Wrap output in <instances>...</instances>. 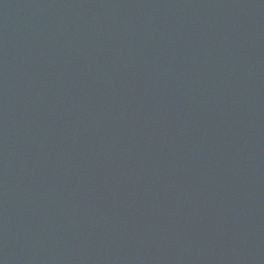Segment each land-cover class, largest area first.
<instances>
[{
    "label": "water",
    "instance_id": "95a60500",
    "mask_svg": "<svg viewBox=\"0 0 264 264\" xmlns=\"http://www.w3.org/2000/svg\"><path fill=\"white\" fill-rule=\"evenodd\" d=\"M0 264H264V0H0Z\"/></svg>",
    "mask_w": 264,
    "mask_h": 264
}]
</instances>
